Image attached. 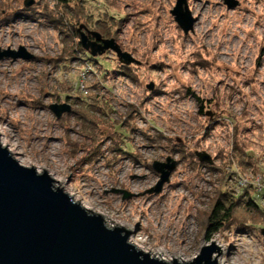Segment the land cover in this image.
<instances>
[{"label":"rangeland","instance_id":"374dc122","mask_svg":"<svg viewBox=\"0 0 264 264\" xmlns=\"http://www.w3.org/2000/svg\"><path fill=\"white\" fill-rule=\"evenodd\" d=\"M24 1L0 0V48L22 45L36 57L0 61V129L14 151L58 177L56 188L141 228L167 262L191 261L216 242L225 264H264V0H236L235 8L187 0L196 19L187 35L170 15L175 0H33L27 8ZM79 28L113 39L139 64L121 66L110 52L90 58L77 44ZM54 103L80 116L56 119L48 109ZM134 139H148L161 162L174 161L171 150L183 142L188 153L208 154L212 168L175 151L170 184L161 195L145 194L158 180L154 171L118 183L116 166L106 165L118 148L132 152ZM86 184L106 195L86 193ZM115 189L137 196L121 201ZM224 190L245 192L244 201L253 195L259 208L243 202L233 224L207 241L208 216Z\"/></svg>","mask_w":264,"mask_h":264},{"label":"water","instance_id":"95a60500","mask_svg":"<svg viewBox=\"0 0 264 264\" xmlns=\"http://www.w3.org/2000/svg\"><path fill=\"white\" fill-rule=\"evenodd\" d=\"M222 1L227 8L238 6L236 0ZM32 4L33 0L24 1L26 8ZM170 15L184 35L193 31L196 19L188 9L187 0H175ZM78 30L79 44L91 58L110 52L121 65L139 64L113 39H104L97 32L87 34ZM34 58L23 46L17 50L0 48V61L29 62ZM147 89L152 90L153 84ZM49 110L59 119L69 114L71 107L54 103ZM194 155L200 163L213 164L204 152ZM151 167L158 180L145 194L158 195L169 183L176 163L167 158L165 162L154 161ZM54 184L45 171L38 173L34 168L20 165L0 145V264H217L216 257L221 250L214 242L203 245L189 262L152 258L129 243L130 231L107 228L99 214L85 210ZM112 192L121 194L123 200L137 196L125 190ZM260 233L264 246V228Z\"/></svg>","mask_w":264,"mask_h":264},{"label":"built area","instance_id":"2783aa9c","mask_svg":"<svg viewBox=\"0 0 264 264\" xmlns=\"http://www.w3.org/2000/svg\"><path fill=\"white\" fill-rule=\"evenodd\" d=\"M20 46H22V45H20ZM18 47L16 49L14 47H9V48L12 49V50H17ZM28 52L31 53L30 50ZM34 59H36V57ZM3 61H5V60H2V62ZM11 61H12L11 59H7L6 60V62H11ZM16 61H19L20 63L25 62V61H22V60H16ZM87 61H89V60H87ZM87 61L85 62L86 63L85 67L89 69L90 68V66H89L90 63L87 62ZM88 69L85 70V73H89ZM81 83H82V80H81ZM48 109H49V107H48ZM132 133H134V132H132ZM134 135H135V137L139 138L138 135H140V133H138V134L134 133ZM126 138H128V140H132L134 137L132 138L131 135L130 136L127 135V136L124 137V140ZM134 140L137 141L138 139H134ZM9 141H11V140L7 137V134L4 133L3 129H0V145L2 147L6 148L8 150V152L11 154V156L14 157V159L20 163V165L25 166V167L29 166V167H32V168L35 169L36 165L33 164L30 161V159L24 158L25 155H23L20 151H18V152L14 151V147L11 145V143ZM140 141L142 142V139H139V141L133 143V145L130 142V144L132 146V152L131 151H127V149L123 145L124 148H119L121 151H123V152H121V155H114L115 151L111 152V154L109 156L107 155L108 156V160H107V164L106 165H108L110 168H112L113 165L116 166L115 181H117L118 183L119 182H123L125 180V177H127L129 174H132V175H135L137 177H140L143 174V172H145L147 170H150V171L152 170L151 169L152 168L151 164L154 161H158V162L160 161L161 162V159L157 160V159L152 157V155H153L152 152L155 151L156 147L155 146L154 147L153 146L152 147L151 146H147L148 145V139H147L146 143L142 142V144H140ZM14 142H15V140H14ZM173 152L174 151H171V154L174 156L172 158L174 159V161L176 163H179L180 160L177 161V157H178L179 153H173ZM117 153H119V152H117ZM113 157H116V160H113ZM105 158H107V157L106 156H102L100 158L99 162L103 161ZM111 161H112V163L110 165L109 163ZM104 165H105V163H104ZM104 165H102V168H103ZM117 166H118V168H117ZM37 172L40 173L39 171H37ZM83 184L84 183L82 182V185ZM168 184H170V180H169V183H167L165 185H168ZM84 186H86L85 187L86 193L89 192L90 190H93V191L97 192V196L98 197L101 196V194L105 193V192H98L94 187H90L87 184L84 185ZM243 187H244V184H241L240 188H243ZM163 189H164V187H163ZM163 189H162L160 195L163 194V192H164ZM65 193L68 194L72 199L77 201L82 207L85 208V210L97 212V214H99L103 218L104 223H105L107 228L112 229V228H115V227H120V228H124V229L130 231L131 235L129 236L128 241H129L130 244L139 247V250L143 251L144 253H148L150 256L151 255L155 256L156 259H163V261L168 260L167 258H164V257H166L165 256L166 253H165V255H163L164 252L162 250H160V251H162V253H160V251H158L157 249H154L151 246H149V244L147 243L148 242L147 240L149 239V237L147 236V234L144 233V231L141 228H139V227L131 228L127 224L125 225L116 216L110 215L109 214L110 211L108 209H106L104 207H96L93 204L92 201H87L86 198L80 197L78 194L73 192L71 189H69V191H67ZM104 195H106V193ZM120 200L122 201L123 199L120 198ZM194 257H196V255L193 256L191 258V260ZM169 259H170L169 262H171V260H173V258H171V257ZM187 260H189V259H181L179 261L189 262Z\"/></svg>","mask_w":264,"mask_h":264},{"label":"trees","instance_id":"16d2710c","mask_svg":"<svg viewBox=\"0 0 264 264\" xmlns=\"http://www.w3.org/2000/svg\"><path fill=\"white\" fill-rule=\"evenodd\" d=\"M76 32H77V30H76ZM77 44L80 46L79 41ZM80 49H81L82 53L85 54V52L81 48V46H80ZM121 66H124V65H121ZM74 113H75V115L80 116L79 113L74 112L72 110L69 114H74ZM69 114H65V116H68ZM63 116L64 115H62L61 117H63ZM115 134H117L118 136L122 135L121 133H118L117 131H115ZM176 143H177L178 148L177 149L173 148L171 151H174V152L178 151L181 154L182 159L183 158H188V159L190 158L194 165H198V166L203 165L205 167L212 168L210 165H206L204 163L198 162V160L194 156L193 152L188 153L186 149L184 150L185 144L183 145V142L177 141ZM117 152H123V151H121L118 148ZM232 157H233V155H232ZM225 164L227 166H229L230 169H233L232 165L234 164V158L229 159V157H228ZM245 195H246V193L244 192V193H241L235 197L233 193H230V192L225 191V190L220 191L219 195L217 196V198H215V200L213 202L210 214L208 216L207 225L205 228V237H204L207 241L209 240V238L212 234L217 233L222 227H225L226 225L228 227V226H231L233 224L232 223L233 222V216H232L233 211L237 206H239L243 202L247 206L248 209L254 208L255 210H257L259 208V206L257 204H255L253 201V200H255V199H253L254 198L253 195L250 197L248 196V199L246 201H244L243 198L246 197ZM261 229H263V228H260V230Z\"/></svg>","mask_w":264,"mask_h":264},{"label":"bare ground","instance_id":"6f19581e","mask_svg":"<svg viewBox=\"0 0 264 264\" xmlns=\"http://www.w3.org/2000/svg\"><path fill=\"white\" fill-rule=\"evenodd\" d=\"M43 171H45V170H43ZM53 180H54V182H55V184L57 185V183L56 182H60V180H59V178L58 177H54V176H52V174H50V173H48L47 171H45ZM61 189V188H60ZM69 196V195H68ZM82 208H84V207H82ZM85 209V208H84ZM91 213H94V214H97V212H95V211H90ZM215 244H216V246L217 247H220V250H221V252H223V249H222V247L219 245V244H217L216 242H215ZM133 246H135V245H133ZM135 248L136 249H138L139 250V247H137V246H135ZM164 252V251H163ZM160 253H162V251H160ZM158 254V253H157ZM152 257H155V256H153V255H151ZM176 257H178V256H176ZM195 258V257H194ZM193 258V259H194ZM174 259H178V258H174ZM180 259V258H179ZM216 262H217V264H225L224 262H222L221 260H219V256H217L216 257Z\"/></svg>","mask_w":264,"mask_h":264},{"label":"flooded vegetation","instance_id":"af4514ba","mask_svg":"<svg viewBox=\"0 0 264 264\" xmlns=\"http://www.w3.org/2000/svg\"><path fill=\"white\" fill-rule=\"evenodd\" d=\"M84 30H85V32L88 34V32H91V31H89L88 29H86V28H83ZM91 40H92V38H91V36L89 35L88 36Z\"/></svg>","mask_w":264,"mask_h":264}]
</instances>
